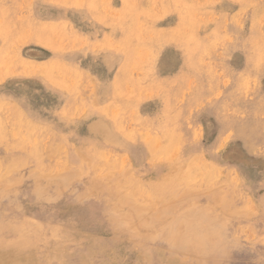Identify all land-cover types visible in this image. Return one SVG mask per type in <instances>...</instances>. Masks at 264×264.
Masks as SVG:
<instances>
[{"label": "rangeland", "instance_id": "rangeland-1", "mask_svg": "<svg viewBox=\"0 0 264 264\" xmlns=\"http://www.w3.org/2000/svg\"><path fill=\"white\" fill-rule=\"evenodd\" d=\"M0 159V264H264V0H0Z\"/></svg>", "mask_w": 264, "mask_h": 264}, {"label": "crops", "instance_id": "crops-1", "mask_svg": "<svg viewBox=\"0 0 264 264\" xmlns=\"http://www.w3.org/2000/svg\"><path fill=\"white\" fill-rule=\"evenodd\" d=\"M22 191H23V204L26 206V208H28V204H26V202L35 203V205L41 206L43 204L42 199H45L46 201H48L46 198H43L45 197L42 194V191L44 190H40V187L37 185L35 186V184L28 183V186H25V188ZM58 209L62 210V208H58ZM29 212L32 216L33 214L31 213V211ZM37 218L44 220V221H49L52 223H60L59 221L54 220V218H52L51 216H47V215L40 214L39 217Z\"/></svg>", "mask_w": 264, "mask_h": 264}, {"label": "bare ground", "instance_id": "bare-ground-1", "mask_svg": "<svg viewBox=\"0 0 264 264\" xmlns=\"http://www.w3.org/2000/svg\"><path fill=\"white\" fill-rule=\"evenodd\" d=\"M238 126V125H237ZM184 138V137H183ZM27 146V145H26ZM3 147V146H2ZM9 148H11V147H9ZM19 148V147H18ZM28 148V147H27ZM55 148V147H54ZM63 149V148H62ZM86 149V148H85ZM15 150V149H14ZM12 151V150H11ZM26 151H28V150H26ZM101 151V150H100ZM13 152V151H12ZM49 152V151H48ZM77 152V151H76ZM14 153V152H13ZM26 153V152H25ZM57 153V152H56ZM60 153V152H59ZM19 154H20V152H19ZM50 154V153H49ZM62 154H63V152H62ZM89 154V153H88ZM15 155V154H14ZM23 155V154H22ZM56 155V154H55ZM59 155V154H58ZM11 156H13V155H11ZM60 156V155H59ZM91 156V155H90ZM22 157V156H21ZM63 157V156H62ZM18 158H19V156H18ZM25 158V157H24ZM81 158V157H80ZM17 159V158H16ZM63 159V158H62ZM93 159V158H92ZM1 160V159H0ZM64 160H65V157H64ZM82 161V160H81ZM90 161V160H89ZM12 162V160L10 161V163ZM24 162V161H23ZM66 162V161H65ZM9 163V162H8ZM28 163V162H27ZM20 164V163H19ZM1 165V164H0ZM9 165V164H8ZM88 166V165H87ZM23 167V166H22ZM7 168V167H6ZM88 168V167H87ZM90 168V167H89ZM92 168V167H91ZM83 169V168H82ZM90 170V169H89ZM96 170V169H95ZM14 171V170H13ZM83 171V170H82ZM9 172V171H8ZM12 172V171H11ZM24 172V171H23ZM90 172V171H89ZM88 174V173H87ZM97 174V173H96ZM35 175V174H34ZM9 176V175H8ZM96 176V175H95ZM97 176H98V174H97ZM216 176V175H215ZM13 177V176H12ZM17 177V176H16ZM22 177V176H21ZM106 177V176H105ZM88 178V177H87ZM107 178V177H106ZM10 179V178H9ZM14 180V179H13ZM38 180V179H37ZM105 181V180H104ZM166 181V180H165ZM148 182V181H147ZM166 182H168V180L166 181ZM108 183V182H107ZM31 184V183H30ZM111 184V183H110ZM163 184H164V181H163ZM113 185V184H112ZM141 185V184H140ZM145 185V184H144ZM151 185V184H150ZM166 185V184H165ZM165 185H161V188L164 186L165 187ZM116 186V185H115ZM118 186V185H117ZM127 186V185H126ZM122 187V186H121ZM111 188V187H110ZM150 188V187H149ZM109 189V188H108ZM115 189V188H114ZM155 189V188H154ZM157 189V188H156ZM101 190V189H100ZM112 190V189H111ZM207 190V189H206ZM130 191V190H129ZM152 191V190H151ZM209 191V190H208ZM95 192H96V190H95ZM116 192V191H115ZM119 192H122V191H119ZM144 192H146V191H144ZM83 193V192H82ZM102 193V192H101ZM123 193V192H122ZM154 193V192H153ZM183 193V192H182ZM223 193V192H222ZM142 197V196H141ZM143 199V198H142ZM115 201H116V199H115ZM115 201H114V203H115ZM34 206V205H33ZM37 206V205H36Z\"/></svg>", "mask_w": 264, "mask_h": 264}]
</instances>
